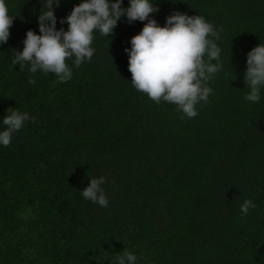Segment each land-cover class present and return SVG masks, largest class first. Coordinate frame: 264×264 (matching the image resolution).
<instances>
[{
  "label": "trees",
  "instance_id": "trees-1",
  "mask_svg": "<svg viewBox=\"0 0 264 264\" xmlns=\"http://www.w3.org/2000/svg\"><path fill=\"white\" fill-rule=\"evenodd\" d=\"M80 2L53 5L57 29ZM152 2L161 26L180 11L221 30L223 67L194 118L131 84L124 49L146 21L122 16L109 37L94 32L93 57L79 68L68 59L62 83L12 64L46 0H5L0 130L10 107L31 119L0 145V264H117L125 251L136 264H264V86L250 102L244 81L247 53L264 44V0ZM100 176L107 207L82 197ZM246 199L256 207L243 215Z\"/></svg>",
  "mask_w": 264,
  "mask_h": 264
},
{
  "label": "clouds",
  "instance_id": "clouds-1",
  "mask_svg": "<svg viewBox=\"0 0 264 264\" xmlns=\"http://www.w3.org/2000/svg\"><path fill=\"white\" fill-rule=\"evenodd\" d=\"M59 3L60 0H46V10L40 12L37 19L39 34L31 29L26 31L22 50H15L13 65L18 64L23 69L25 63H29L30 72L53 73L59 82L66 83L73 75L66 61L74 57L76 68L90 61L95 52L91 46L94 32L109 37L118 20L126 16L129 24L146 21L130 38L131 47L124 49L133 87L156 104L164 101L176 105L183 113L181 119L196 117V105L208 102L213 91L208 82L223 67L221 49L215 42L220 39L221 30L214 28L203 16L173 11L161 26L151 16L159 11L152 0H129L127 8L122 7V0H81L60 19L61 24L68 25L65 30L56 28L53 5L58 7ZM12 24L13 16L9 15L5 0H0V44L7 43ZM210 36L214 39H209ZM244 81L250 88L245 99L259 102L260 89L264 86V44L254 46L247 53ZM28 82L36 83L31 77ZM30 119L27 112L8 108L3 117L5 127L0 130V145L9 146L13 134ZM105 182L103 176L90 179L82 189V197L107 207L109 201L101 187ZM255 207L251 199H246L240 210L247 215L249 209ZM136 260L134 253L125 251L117 257V264H136Z\"/></svg>",
  "mask_w": 264,
  "mask_h": 264
}]
</instances>
